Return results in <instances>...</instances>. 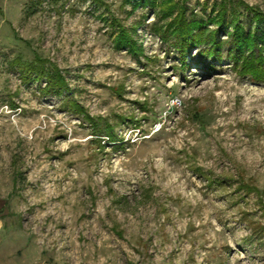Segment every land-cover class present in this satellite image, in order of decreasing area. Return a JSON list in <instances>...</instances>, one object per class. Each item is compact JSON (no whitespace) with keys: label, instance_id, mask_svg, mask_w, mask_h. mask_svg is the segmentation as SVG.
I'll use <instances>...</instances> for the list:
<instances>
[{"label":"rangeland","instance_id":"obj_1","mask_svg":"<svg viewBox=\"0 0 264 264\" xmlns=\"http://www.w3.org/2000/svg\"><path fill=\"white\" fill-rule=\"evenodd\" d=\"M135 2L0 0V264H264V78L182 67Z\"/></svg>","mask_w":264,"mask_h":264},{"label":"trees","instance_id":"obj_2","mask_svg":"<svg viewBox=\"0 0 264 264\" xmlns=\"http://www.w3.org/2000/svg\"><path fill=\"white\" fill-rule=\"evenodd\" d=\"M135 1V5L150 4L152 7H157L163 11L165 17L162 19H168L167 23L163 28L153 29L152 31L157 33L169 48H173L182 67L186 66V57L190 51L198 49L197 54L203 60L208 59L211 62H219L225 57L232 62L233 68H239L238 71L241 75H250L254 80L264 78V56L258 47L259 44L264 47V30L254 33L252 31L244 32L243 27L248 24V19L240 21L243 14L239 11L242 6L239 0H220L218 6L212 8L215 15L212 13L205 21L194 12L190 11L187 15V9L184 5H179L173 0H160L158 5H156V0ZM244 11L246 12L245 18L250 17L253 25L264 24L262 13L248 6L244 7ZM158 21L160 20L158 19ZM208 24L216 25V29H208ZM228 24H230V32L225 31ZM222 33L228 36L227 41L219 39V35ZM118 34L116 35V42L119 46H126L131 51L138 52L128 35L123 32ZM209 64L207 67L212 66ZM29 67V64L26 65V74L33 71ZM34 67L35 72H38L37 77L40 78L44 75L48 89L52 90L55 95L59 96L68 90L66 83L58 72H54L52 77L46 78L41 66ZM37 68L39 69L37 70ZM104 133L108 141H115L109 127H106Z\"/></svg>","mask_w":264,"mask_h":264}]
</instances>
